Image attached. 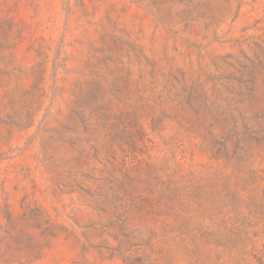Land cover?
I'll use <instances>...</instances> for the list:
<instances>
[{
  "label": "rangeland",
  "instance_id": "rangeland-1",
  "mask_svg": "<svg viewBox=\"0 0 264 264\" xmlns=\"http://www.w3.org/2000/svg\"><path fill=\"white\" fill-rule=\"evenodd\" d=\"M0 264H264V0H0Z\"/></svg>",
  "mask_w": 264,
  "mask_h": 264
}]
</instances>
